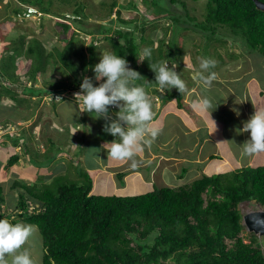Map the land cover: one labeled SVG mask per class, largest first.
Masks as SVG:
<instances>
[{
    "label": "trees",
    "instance_id": "obj_1",
    "mask_svg": "<svg viewBox=\"0 0 264 264\" xmlns=\"http://www.w3.org/2000/svg\"><path fill=\"white\" fill-rule=\"evenodd\" d=\"M15 1L19 5L13 8L14 14H24L31 8H36L42 13L59 18L54 25L59 29V37L66 45L61 51L56 46L50 51L44 49L42 40L37 38L30 39L27 46L25 35L12 40L13 52L0 59V79L4 80L3 84L0 83V101L7 96L12 100L23 96L28 105L32 96L40 101L46 94L52 98L53 105L56 95L61 98L69 95L75 97L81 91L82 73L85 71L88 77L94 74L92 69L96 63L94 59L97 49L95 41L106 39L112 52L125 57L130 67L141 74L142 77L137 82L144 83L146 88L152 87L153 94L161 100V107L168 106L169 101H175L178 109L183 108V93L175 88L171 91L161 90L149 66L164 60L169 61V67L172 66L177 54L176 48L171 46L173 39H170L169 45L160 42L154 47L153 40L144 35L145 21H148L145 16L142 18L146 20L142 19L139 24H136V18L124 19L121 12L126 6L113 1L109 7L110 13L115 9V16L110 18L109 13L107 20L92 26L86 25L87 21H92V12L86 11L84 0ZM143 1L151 4L152 11L148 17L152 15L153 18H169L172 29L183 22L182 15L195 20L194 17H189L183 0ZM205 1L206 13L200 22L214 34H227L225 39H218V43H226L232 33V45L238 44L244 51L249 49L264 56V10L257 8L254 0ZM128 3L131 8L135 7L132 2ZM170 5L180 7L184 13L171 14ZM67 6L71 7L70 13H64ZM113 22L117 24L113 25ZM136 28L140 32L138 41L134 34ZM81 31L90 36L88 59L83 54L84 47L75 48L72 42L74 35ZM145 47L152 49L151 60L138 61ZM21 53L29 57L27 65L23 62L16 65L15 61ZM72 56L77 57L78 61ZM50 59L53 64L67 71L66 75L72 82L65 84V80L48 78L44 85L34 84L38 73L46 74L49 69L47 66L51 65ZM175 71L189 79L186 84L189 88L194 81L189 78L188 73L177 69ZM18 72L26 76L29 85L25 81L17 84L20 88H12V83L19 82ZM15 103L18 105L17 101ZM17 105L9 104L8 107ZM109 111L110 116L115 119V113L119 110L113 111L110 107ZM161 111L156 112L154 118ZM24 117L23 120L29 119ZM85 118L82 116V119ZM110 119L102 118L99 135H91L89 138L99 139V142L113 141L115 138L104 131ZM7 123L3 127L0 125L1 132ZM5 134H0V140ZM13 137V132L6 136L12 140L10 146L19 144L23 153L28 154L29 147L21 145L24 141L20 139L15 142ZM81 138L84 141V131ZM91 139H86V145ZM55 149L57 153L61 151L58 147ZM211 158L219 159L216 155H211ZM18 159V154L14 151L3 167L12 166ZM39 166L43 167L42 164ZM62 169H58L56 165L58 175L54 177L53 185H50L51 182H41L39 190L35 186L27 185L24 179L14 180L11 186L13 189L20 188L22 192L14 206L16 211L12 218L5 213L4 203L9 204L15 198L13 196V199H6L11 194L1 193L3 187L0 185V219H8L13 223L23 221L36 227L43 247L40 264H264L261 243L257 240L258 236L263 235L249 232L252 238L245 242L240 236L245 227L238 208L242 202H252L264 210V164L252 163L229 171H218L216 174H202L176 186L155 181L151 190L133 195L94 192L95 176L89 173L91 171L82 169H78L76 181L59 182L62 174L59 171ZM186 171L187 168L183 167L178 178H182ZM48 175L52 174L45 173L43 177ZM116 175L121 178L124 173L119 171ZM23 192L26 193L25 196ZM31 203L35 207L28 210ZM169 258L172 261L165 262Z\"/></svg>",
    "mask_w": 264,
    "mask_h": 264
},
{
    "label": "rangeland",
    "instance_id": "obj_2",
    "mask_svg": "<svg viewBox=\"0 0 264 264\" xmlns=\"http://www.w3.org/2000/svg\"><path fill=\"white\" fill-rule=\"evenodd\" d=\"M84 1L87 5L86 11L92 12V21H87L86 25L96 26L99 22L107 20L110 13L109 5L111 2L116 1L126 6L121 12V16L124 19L133 20L136 18V24H139V22L144 19L142 16L148 19V21H145L144 35L147 36L148 39L153 40L154 47L160 42H163L164 45H169L170 39H173V41H171V46H174L177 50L174 62L176 63L175 69L185 71V73H188L189 78L192 79L195 72L198 70V58H212L216 61V66L213 69V71L216 72V79L213 81L212 87L207 90L201 88L192 79L194 81L192 83L193 85L191 84V86L187 88L183 96L184 104L189 106V108L193 110V113L187 114L184 108H182L183 111H181V109L177 112V115H180V119L184 118L186 120L184 125L178 123V127L184 129L185 135H181L183 137L182 139L178 138L172 140V142L169 140V134L166 129L169 127L167 123H169L173 116L167 114L162 117L166 106L161 107V100L153 94L151 86L146 88L144 83L140 84L136 81V84L146 89L151 98L154 115L157 110L161 108L162 111L160 115L154 118L152 123L154 126L161 128L162 131L154 142L145 146L143 150L138 153L135 158L134 166L133 161H115L110 156H107V150H105L102 145L110 143L112 140L99 142V139L89 138L91 135L93 137L99 135L101 130L99 125L102 124V118L97 119L89 113H79L78 111L72 116L74 107L78 108L77 104L79 103V98L70 95L61 98L60 95H56L55 98H53L55 104L52 105V98L45 94L40 101H37V97L32 96L31 103L28 102L27 105L23 96L18 99L14 98L13 100L7 96L5 100H3L5 103L0 101V125L3 127L4 124L10 121L2 132L0 130V134L3 135L6 133L0 140V185L3 187L1 193L11 194L6 196V199H13V196L15 198L14 200H10L9 204L4 203V209L6 208L5 213L9 215L10 218H12L15 213L14 206L20 192L18 188L13 189L11 186L14 180L18 179L20 181L24 178L28 184L35 186L39 190L41 182L45 178L42 176L45 173L50 172L52 175L49 177H52L56 173L58 175L57 170H55L56 164L58 169L63 168L59 171L62 172L58 179L59 182H74L78 178L76 174L78 169L87 170L91 171L89 173L95 176L93 182L94 192L117 195L144 193L152 189V185L156 183L155 181H158L159 184L176 186L177 183L189 182L200 177L202 174H216L215 172L218 171H229L241 167L243 164L237 162L242 161V157H239L238 151L243 141H245L246 136L249 139V134L247 135V132L238 133L237 129L243 127V123L254 114L256 109L264 110V56L256 51H250L249 49L248 51L247 49L244 51L238 44L234 43V45H232L231 40L234 38L232 33L231 35L228 33L230 36H228L229 40L226 43L222 45L218 43V39L224 38L227 34L226 32L214 34L211 29L206 28L200 22L203 21L206 13L205 0H183L189 17H194L195 20L188 19L182 15L183 22L177 25L176 28L173 26V29L171 27L172 22L169 18L164 16L153 18L152 15H150L152 17H148L152 11L151 4L144 3L143 0ZM128 2H132L135 7L131 8L128 6ZM17 5H19V3L15 0H0V59L13 52L11 49V45L13 44L12 40L18 38L20 35L26 36V46L30 39L37 38L42 40L43 48L46 50L51 51L52 47L56 46L57 50L61 51L65 47L66 43L63 39H60V31L54 25L55 20L59 18L54 15L42 13L36 8H31L29 12L17 15L13 13V8ZM169 8L171 9V11H169L171 14L178 15L179 13H184L183 9L175 5H170ZM64 9H62L64 13H70L71 7L67 6ZM114 11L110 13V18L115 16ZM69 22L72 24L71 20H69ZM113 23V25L117 24L115 22ZM134 34L138 41L140 32L137 28ZM68 35L69 33H67V36ZM89 40L90 36L83 31L74 35L72 40L75 48L80 46L84 47L83 54L86 59L89 58L87 50ZM95 45L97 49L96 59L94 60L96 62L95 64H97L102 53L112 52V49L109 41L106 39L95 41ZM72 57L74 60L78 61L77 57ZM28 60L29 57L21 53L18 55L15 63L19 65L20 62H23L27 65L29 62ZM50 63L51 65L47 66L49 69H47L45 75H40L39 73L36 75V81L34 82L36 86L44 85L48 78L50 80L52 78L65 80V84L72 82V79L66 75L67 71H65V69L59 65L53 64L51 59ZM81 72L83 71L81 70ZM82 74L83 78L85 76L88 77L85 71ZM91 75L93 76H89V78L92 79L93 84H99L101 82L95 80V74ZM4 77L5 76H3V78ZM18 79V83H12V88L18 87L25 81L29 85L28 79H26V76L22 72H18ZM183 79L187 84L189 79L186 77H183ZM0 83L3 84L4 80L0 79ZM20 87L21 86L18 88ZM200 94H202L203 98H209L213 103V107L217 105L212 112L216 113L219 111L217 113L220 114L223 121L219 118L218 120H221L219 123L211 116L210 118L206 117L207 123H203L201 121L203 116L197 119L194 118L195 112L196 115H199V110L201 111V109L198 106L195 108L192 104L196 100V95ZM57 98L61 100H57ZM233 98L235 99V103H237L236 106L225 103L229 102L230 104ZM237 99L239 102L236 101ZM15 101H17L18 105ZM170 102L172 101H169V103ZM3 103L5 105H3ZM9 104H15L17 106L8 107ZM198 104L199 102L196 105ZM29 105L31 108H29ZM110 107L113 111L119 110V108L115 106ZM172 110L173 109L170 108L171 112ZM243 110L248 113V117L246 116L247 118L244 122L242 120ZM237 112L239 115H237ZM24 116L29 119L23 120L22 118H25ZM82 116L86 118L82 119ZM113 118V116H109L110 120ZM161 118L162 122L159 123L158 119L160 120ZM191 120L195 123V127H192ZM83 131L85 132L84 141H82L81 138ZM12 132L15 142H19V140L22 139L24 142H21V145L23 147H29L28 154L24 155L23 149L19 144L15 147L10 146L12 140L6 138V136L9 134L11 135ZM80 138L81 147L79 148ZM195 138L198 140V147L185 151L184 148L195 143V140L193 141ZM214 138H216V140H214ZM86 139H91L90 141L87 140V145ZM4 145L7 147H3ZM54 147H58L61 151L57 153ZM13 151L20 154L24 161H19L12 166H8L7 169H4L2 161ZM226 152L233 154L235 159L231 160L228 159L229 157H226V159L224 158L222 160ZM214 153L221 158H211L210 155ZM196 154L201 155L200 159L204 158V160L199 161L200 159L197 158ZM25 156L27 160L24 159ZM29 156L31 158H29ZM54 156L55 158L53 159ZM251 159L253 163H259L260 160L264 161V153H260L258 156H252ZM51 160L52 162L49 163ZM27 161L30 162V164H28ZM26 164L28 166L31 165L30 168L27 167ZM40 164H42L43 167H40ZM59 164H63V166L60 167ZM259 164L264 163L261 161ZM183 167H186L187 170L191 169L189 173L190 176H187L186 172L183 174L184 180L180 179L174 183L176 173L181 171ZM119 171H123L125 174L121 178L116 175ZM49 177L48 180L46 177L47 181L44 182H51L50 185L52 186L54 178L49 179ZM32 182L34 183L31 184ZM238 208L242 215L260 209L252 202H242L239 204ZM18 222L24 223L23 221ZM240 236L244 238L245 242H248L252 238V235L245 228L240 233ZM258 237L257 240L260 241L264 254V235ZM25 247L30 252L35 264H40V254L43 247L40 234L37 230ZM171 261L172 259L169 258L165 262Z\"/></svg>",
    "mask_w": 264,
    "mask_h": 264
},
{
    "label": "clouds",
    "instance_id": "obj_3",
    "mask_svg": "<svg viewBox=\"0 0 264 264\" xmlns=\"http://www.w3.org/2000/svg\"><path fill=\"white\" fill-rule=\"evenodd\" d=\"M151 57L152 49L145 47L138 61L145 59L150 61ZM198 61V70L192 79L201 88L210 89L216 79V72L213 71L216 61L212 58H198ZM149 66L161 90L171 91L175 88L181 94L186 92L185 80L182 79L181 73L175 71L176 63H172L169 67V61L164 60L158 64H149ZM92 70L95 80L101 82L94 85L91 78L87 76L83 78L80 84L81 91L75 95L79 97L78 108L74 107L72 116L78 111L89 113L97 119H108L110 106L119 108L115 114L116 118L110 120L104 128V131L115 139L110 143H105L102 147L107 150V156L113 160L133 161L134 166L138 153L154 142L162 131L152 123L154 112L151 98L143 86L136 84L142 76L129 66L125 57L114 52L102 53L99 62ZM57 100L61 99L57 98ZM197 106L201 110L212 111L217 105L213 107L212 101L205 97ZM237 115H239L238 112ZM237 132L249 133V139L241 144L242 157L264 153V110L256 109L254 114L243 123V127L237 129ZM26 166L30 168L31 165L26 164ZM26 184L28 185L27 182ZM30 205L35 207L33 203ZM260 210L262 211V209L255 211ZM35 231L36 228L33 225L0 219V264H35L25 247Z\"/></svg>",
    "mask_w": 264,
    "mask_h": 264
},
{
    "label": "crops",
    "instance_id": "obj_4",
    "mask_svg": "<svg viewBox=\"0 0 264 264\" xmlns=\"http://www.w3.org/2000/svg\"><path fill=\"white\" fill-rule=\"evenodd\" d=\"M228 80V79H227ZM200 96V97H199ZM231 96H233V95H231ZM203 99V96H202V94H200V95H196V100L193 102V106L196 108L197 107V103L198 102H200L201 100ZM236 101H238L239 102V100L237 99ZM183 102H184V96H183ZM185 103V102H184ZM226 104H228V105H233V106H236L237 105V103H235V99L233 98V99H231V103L229 104V102L227 103V102H225ZM164 107V106H163ZM170 108L171 109H173L174 110V112H173V110H172V112L170 111ZM183 108L184 109H186V112H187V114H192L193 113V110L191 109V108H189V106H187L186 104H184L183 105ZM182 108H180V109H178L177 108V106H176V103H175V101H172V102H170L169 103V105L168 106H166V108H165V110H164V112H163V114H162V117L164 116V115H167V114H171L173 117L171 118V120L169 121V123H167L168 125H169V127L166 129V131L168 132V134H169V140H170V142H172V140H175V139H182L183 137L181 136V135H185V131H184V129L183 128H179L178 127V123H180V124H182V125H184L185 124V122H186V120L184 119V118H182V119H180V115L178 114L177 115V112L179 111V110H181ZM161 110V108H159L158 110H157V112L158 111H160ZM181 111H183V109L181 110ZM217 112H219V111H217ZM213 113L212 111L210 112V110H199V115L197 114L196 115V112H195V116H194V118H198V117H201V116H203L202 117V122L203 123H207L206 122V117L207 118H210L211 116L215 119V120H217L219 123H220V121L222 120L221 119V117H220V114L219 113ZM248 117V113L245 111V110H243L242 111V120H243V122H244V120ZM221 119V120H218V119ZM170 119V118H169ZM193 120V119H192ZM191 120V123H192V127H195V123L193 122ZM223 121V120H222ZM158 122L160 123V122H162V118L159 120L158 119ZM167 125V126H168ZM187 127H189V126H187ZM244 133H246V132H244ZM249 133H247V135H248ZM195 140V141H194ZM214 140H216V138H214ZM246 140H248V138H247V136H246V138H245V141ZM193 141L195 142V143H193L191 146H189V147H187V148H184L185 149V151L187 150V149H195L196 147H198V140L195 138V139H193ZM245 141H243V143L245 142ZM14 152V151H13ZM12 152V153H13ZM200 152H201V150H200ZM15 153H17V152H15ZM241 153H242V147L239 149V151H238V155H239V157H242V155H241ZM197 155V158H199L200 159V157H201V155H199V154H196ZM211 155H216L215 153L214 154H211ZM210 155V156H211ZM216 156H218L219 158H221L219 155H216ZM254 156H258V154L257 155H254ZM8 157L9 156H7L5 159H3V161H2V164H3V166L5 165V160L7 161V159H8ZM206 157V156H205ZM226 157H229L228 159H231V160H234L235 159V157L233 156V154H230V152H226L225 154H224V157H222V160L225 158L226 159ZM252 157V156H251ZM251 157H242V161H237V162H239L240 164H243V165H248V164H252L253 162H252V159H251ZM18 161L17 162H19V161H24V160H22V158H21V155L20 154H18ZM24 159H26V156L24 157ZM27 160V159H26ZM201 160H204V158L203 159H200L199 161H201ZM258 160H260V159H258ZM262 161V163H264V161L263 160H260L259 161V163ZM16 162V163H17ZM221 162H223V161H221ZM236 162V161H235ZM224 163V162H223ZM227 164V163H226ZM57 165V164H56ZM4 169L6 168V167H3ZM183 168H181V170H182ZM191 169H188L186 172H187V176H190V171ZM58 171V170H57ZM181 171H179L178 173H176V178H174V183H176V181H178V180H184L183 179V177L182 178H178V175H179V173H180ZM57 175V173L56 174H54L52 177H49V175L48 176H45V178L43 179V181H42V183L44 182V181H47L48 180V177H49V179H52V178H54L55 176ZM125 175V174H124ZM43 177V176H42ZM46 177H47V180H46ZM30 178V177H29ZM176 185H179L178 183L176 184Z\"/></svg>",
    "mask_w": 264,
    "mask_h": 264
},
{
    "label": "water",
    "instance_id": "obj_5",
    "mask_svg": "<svg viewBox=\"0 0 264 264\" xmlns=\"http://www.w3.org/2000/svg\"><path fill=\"white\" fill-rule=\"evenodd\" d=\"M257 8L264 10V2L254 0ZM244 226L256 234L264 235V210L250 211L243 215Z\"/></svg>",
    "mask_w": 264,
    "mask_h": 264
},
{
    "label": "bare ground",
    "instance_id": "obj_6",
    "mask_svg": "<svg viewBox=\"0 0 264 264\" xmlns=\"http://www.w3.org/2000/svg\"><path fill=\"white\" fill-rule=\"evenodd\" d=\"M9 156H10V155H9ZM7 160H8V159H7ZM6 162H7V161H6ZM16 162H17V161H16ZM16 162H15V163H16ZM5 169H7V168H5ZM34 182H36V181H34ZM28 185H30V184H28ZM18 190L20 191V192L18 191L19 193L22 192V190H21L20 188H18ZM22 194H23L24 196L26 195L25 192H23ZM12 203H13V202H12ZM32 208H33V206H32V205H29L28 210H29V209H32ZM19 212H21V211H19ZM14 214H15V213H14ZM14 214H13V215H14ZM242 224L245 225L243 221H242ZM246 230H247L248 232H253V233H254V231H250V230H248L247 227H246Z\"/></svg>",
    "mask_w": 264,
    "mask_h": 264
}]
</instances>
